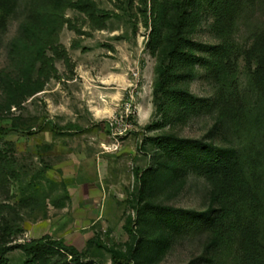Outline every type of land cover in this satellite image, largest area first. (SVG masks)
<instances>
[{
  "label": "trees",
  "instance_id": "16d2710c",
  "mask_svg": "<svg viewBox=\"0 0 264 264\" xmlns=\"http://www.w3.org/2000/svg\"><path fill=\"white\" fill-rule=\"evenodd\" d=\"M28 1L27 20L21 34L11 42L10 55L16 72L0 76L4 91L0 119L12 120L11 125L0 126V135L20 127L22 117L15 116L13 108L23 109L29 97L42 91L52 78H60L57 60L74 69L60 34L66 25L80 35L87 32L67 11L84 14L94 29H105L113 16L111 11L101 9L96 0ZM117 1L119 8H125L124 0ZM126 1L129 7L137 1L145 25L151 28L148 48L156 58L153 103L161 120L149 126L150 130L184 123L208 111L217 113V125L233 127L248 122L251 130L257 129L264 137V29L255 34L249 47L237 41V19L243 0ZM19 4L20 0H0V40ZM208 17L212 18L214 42L196 37ZM241 56L250 69L249 84L256 91V105L245 104L247 97L240 92L237 71ZM199 69L214 87L212 97H197L191 91ZM139 147L148 162L134 170L136 185L128 198L130 212L124 223L128 240L123 246H109L99 237L91 238L88 244L93 255L109 252L110 264H158L179 237L204 233L209 236L212 249L235 247L236 264H264V166H259L261 153L257 149L223 146L174 130L145 135ZM193 172L210 187L207 208L168 204L166 200L182 192ZM11 179L28 183L21 190L18 205L33 209L46 206L53 191L60 187L44 171L34 174L16 155L0 149V183ZM37 179L40 181L34 182ZM62 185L68 197L67 185ZM5 207L19 215V208L1 203L0 213L6 211ZM1 217L6 227L0 240V264H101L88 259L76 246L48 234L13 243L9 236L10 219L4 214ZM16 250L24 258L12 263L9 254Z\"/></svg>",
  "mask_w": 264,
  "mask_h": 264
},
{
  "label": "rangeland",
  "instance_id": "374dc122",
  "mask_svg": "<svg viewBox=\"0 0 264 264\" xmlns=\"http://www.w3.org/2000/svg\"><path fill=\"white\" fill-rule=\"evenodd\" d=\"M96 1L101 9L113 13L107 27L94 29L84 14L67 11L87 32L80 35L66 25L60 34L74 69L57 60L60 78H52L42 91L29 97L23 109L13 108L14 115L22 117L20 127L0 135V149L16 155L30 172L44 171L60 185L46 206L33 209L18 205L21 190L28 183L12 179L0 183V203L19 208V215L7 207L0 213V240L6 227L1 217L4 214L10 219L9 236L13 243L48 234L76 246L88 259L110 264V253L101 251L93 255L88 242L99 237L109 246H123L128 240L124 223L130 212L128 198L136 185L134 170L148 162V156L139 147L145 135L174 130L183 136L215 141L223 146H252L261 153L260 167L264 166V137L257 129L251 130L248 122L233 127L217 125V113L208 111L184 123H169L163 129L150 130L149 126L161 120L153 103L156 58L148 48L151 28L145 25L137 1L129 7L124 0L125 8H119L117 0ZM28 2L20 0L0 40V76L16 72L10 55L11 42L21 34L27 20ZM243 4L237 19L236 39L241 46L249 47L255 34L264 29V0H243ZM211 22L210 17L204 19L196 36L198 40L215 41ZM249 77L250 69L241 56L237 81L241 95L247 97L245 104L251 106L256 105L257 95L250 88ZM190 88L197 97L214 95V87L201 69ZM3 98L0 78V101ZM11 123V119H0V126ZM209 194L207 182L193 172L182 192L166 202L202 210L209 204ZM208 244L209 236L204 233L183 235L158 264H236L235 247L218 250ZM23 258L20 250L9 254L12 263Z\"/></svg>",
  "mask_w": 264,
  "mask_h": 264
}]
</instances>
